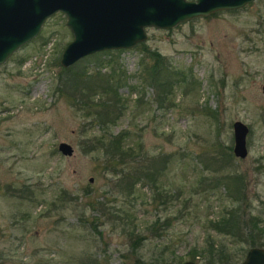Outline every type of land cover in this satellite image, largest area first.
<instances>
[{
	"label": "rangeland",
	"instance_id": "374dc122",
	"mask_svg": "<svg viewBox=\"0 0 264 264\" xmlns=\"http://www.w3.org/2000/svg\"><path fill=\"white\" fill-rule=\"evenodd\" d=\"M146 33L140 42L185 75L172 81L165 101L146 79L154 60L140 42L96 51L71 67L121 76L117 91L125 106L109 130L127 131L139 154L133 167L161 168L158 188L141 179L130 192L87 151V141L101 130L72 104L60 80V55L73 38L62 12L0 63L2 264H160L162 258L180 264L208 232L236 250L239 241L205 228L235 201L223 187L206 190L197 183L217 148L230 145L233 154L235 120L249 127L246 156L233 154L226 168L217 171L211 163L204 172L243 176L242 207L256 216L261 237L254 245L243 242L238 258L222 264H240L251 246L264 247V0L172 28L149 26ZM60 141L72 144V155L58 150ZM161 183L181 195L167 201L165 191H157ZM191 260L205 264L203 256Z\"/></svg>",
	"mask_w": 264,
	"mask_h": 264
},
{
	"label": "trees",
	"instance_id": "16d2710c",
	"mask_svg": "<svg viewBox=\"0 0 264 264\" xmlns=\"http://www.w3.org/2000/svg\"><path fill=\"white\" fill-rule=\"evenodd\" d=\"M140 44L142 50L154 60L152 64L145 68L146 79L159 86V99L165 101L168 97V91L172 87V81L176 79L183 80L185 75L182 71L174 70L170 64L165 63V58L157 50L149 49L143 42H140ZM95 54L99 53L94 52L88 56ZM78 60L66 66V68H62L60 80L66 92L70 93L72 104L77 109L83 110L84 115L91 117L93 123H97L100 127L101 132L93 134L87 141V151L92 152L96 159L101 161L103 167L110 169L119 180H124L130 192L134 191L135 183L141 179L148 180L150 183H154V185L156 184L158 188L160 186V183L158 184V175L160 174L161 168L155 164L151 167H133L131 162L139 154L137 148L129 142L127 131L112 133L109 130V124L115 121L119 113L122 112L123 106H125L123 98L117 91L121 85V76H115L112 73L102 75L98 71L96 73L87 72L83 68L72 69L71 66H75ZM97 94L100 96L99 101L94 100ZM230 149V145L217 148L210 157L211 160L209 161L211 162L204 163L205 165L197 177V183L202 185L204 189L223 187L229 192L228 195L232 197L233 201H235L231 204H225L218 216L207 219L205 228L207 231L215 230L219 233L229 235L236 241H239L238 243L240 245L243 242L254 245L257 244V238L261 237V229H258L256 216L248 213L242 207L243 198L245 197L243 176L237 172L233 174L227 172L223 175H208L204 172L205 170L211 171V167L208 166L211 163L214 165L212 167L214 170L219 171L220 169L226 168L233 157ZM161 190L165 191V196L168 197L167 201L170 202H173L174 198L181 195V190L174 195L175 192H172L169 186L163 183H161V189L157 190L158 193ZM191 196L192 193L189 196H185L183 200L188 202ZM159 221V218H157L152 226H155ZM207 234L203 244L195 247L191 252V259H194L198 255L203 256L205 264L230 263L234 262L238 258L240 251L243 250V246L239 245L236 250L231 251L224 243H216L209 232ZM261 241L259 243L260 245L263 244ZM158 261L160 264L168 263L163 258Z\"/></svg>",
	"mask_w": 264,
	"mask_h": 264
},
{
	"label": "water",
	"instance_id": "95a60500",
	"mask_svg": "<svg viewBox=\"0 0 264 264\" xmlns=\"http://www.w3.org/2000/svg\"><path fill=\"white\" fill-rule=\"evenodd\" d=\"M251 1L0 0V63L34 37L43 22L55 12H62L66 16V25L73 35L60 55V64L66 67L96 51L134 46L146 39V27L172 28L193 17L219 9L237 8ZM248 131L249 127L241 120L233 122L232 152L237 157L247 154ZM58 150L65 155H72L74 148L71 143L60 141ZM1 235L0 227V238ZM180 264L199 263L188 259ZM240 264H264V247L251 246Z\"/></svg>",
	"mask_w": 264,
	"mask_h": 264
}]
</instances>
